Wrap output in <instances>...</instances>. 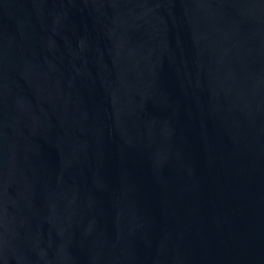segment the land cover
<instances>
[{
	"label": "water",
	"instance_id": "obj_1",
	"mask_svg": "<svg viewBox=\"0 0 264 264\" xmlns=\"http://www.w3.org/2000/svg\"><path fill=\"white\" fill-rule=\"evenodd\" d=\"M0 264H264V0H0Z\"/></svg>",
	"mask_w": 264,
	"mask_h": 264
}]
</instances>
